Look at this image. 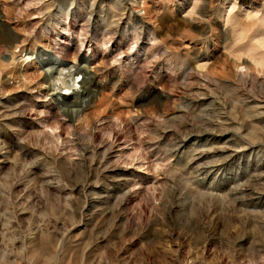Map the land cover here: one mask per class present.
<instances>
[{"label":"rangeland","instance_id":"1","mask_svg":"<svg viewBox=\"0 0 264 264\" xmlns=\"http://www.w3.org/2000/svg\"><path fill=\"white\" fill-rule=\"evenodd\" d=\"M0 264H264V0H0Z\"/></svg>","mask_w":264,"mask_h":264},{"label":"bare ground","instance_id":"2","mask_svg":"<svg viewBox=\"0 0 264 264\" xmlns=\"http://www.w3.org/2000/svg\"><path fill=\"white\" fill-rule=\"evenodd\" d=\"M46 61V60H45ZM85 64H88V59L84 60ZM44 63H51L50 66L45 70L46 77L51 78L53 75L57 72V69L59 67L64 66V62H56L53 61L52 58H48L46 62ZM49 65V64H48ZM75 66V65H74ZM72 67L73 69L69 70L72 71L70 74H78L79 76H82V80L80 82V88L76 91H73L72 98L77 100H61L60 99V93L55 91V88H53L52 82L51 85L48 84L47 86L44 85L46 88H51L54 91L51 92V99H54V102H56L59 105H64L65 109L68 113L72 114V116H76L83 111V109L87 106V104L90 103L91 98L95 95V90L92 88L93 78L94 74L91 70V68L88 65H85L83 67L75 66ZM54 80V79H53ZM70 82V81H69ZM42 86V87H44ZM52 86V87H51ZM70 87L73 86V83L69 85ZM50 95V94H49ZM58 105V106H59ZM60 107V106H59ZM61 108V107H60ZM63 110V108H62ZM65 113V112H64Z\"/></svg>","mask_w":264,"mask_h":264},{"label":"built area","instance_id":"3","mask_svg":"<svg viewBox=\"0 0 264 264\" xmlns=\"http://www.w3.org/2000/svg\"><path fill=\"white\" fill-rule=\"evenodd\" d=\"M64 95V94H63Z\"/></svg>","mask_w":264,"mask_h":264}]
</instances>
